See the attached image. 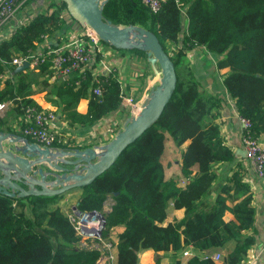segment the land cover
<instances>
[{"label": "trees", "instance_id": "1", "mask_svg": "<svg viewBox=\"0 0 264 264\" xmlns=\"http://www.w3.org/2000/svg\"><path fill=\"white\" fill-rule=\"evenodd\" d=\"M65 13V3L51 2L0 43V103L12 102L16 119L25 108L36 106L31 97L37 78H43L42 89L51 88L61 117L72 127L93 126L123 110V94L137 92L136 100L144 91L150 64L147 55L139 50L120 51L103 42L123 58L130 55L138 63L145 61L142 74L135 78L137 86L123 89L115 70L101 77L102 94L96 96L90 72L85 79L75 75L52 86L48 83L52 72L44 66L37 74L15 73L8 64L11 57L34 51L44 35L52 40L63 35L68 30ZM103 16L114 25H138L155 34L177 74L175 93L158 122L109 170L80 189L77 211L102 213L106 225L101 238L115 245L116 259L106 264H138L142 250L176 253L188 247L196 255L187 264H217L202 256L218 251L226 252L219 264L246 263L255 244V209L250 187L243 182L244 166L236 161L216 122L224 100L202 88V80L183 58L194 50L205 58L212 55L216 61L212 79L220 74L237 115L250 121L252 136L264 137V0H179V4L166 0L157 13L140 0H109ZM7 72L15 74L3 80ZM81 100L89 102L86 115L77 112ZM0 133L21 135L9 126L8 116H0ZM169 143L176 148L188 143L180 154V176L170 179L162 163ZM55 147L84 149L70 144ZM233 163L236 170L217 186V170ZM64 197L11 198L0 193V264L98 263L103 256L100 242L81 244L68 213L59 206ZM109 199L114 205L106 214ZM230 200L235 202L233 207L228 206ZM171 204L185 210L183 220L167 222ZM226 212L233 214V221L224 220Z\"/></svg>", "mask_w": 264, "mask_h": 264}, {"label": "water", "instance_id": "2", "mask_svg": "<svg viewBox=\"0 0 264 264\" xmlns=\"http://www.w3.org/2000/svg\"><path fill=\"white\" fill-rule=\"evenodd\" d=\"M61 1L70 18L81 28L93 31L103 43L120 51L144 52L156 68L157 84L146 96L141 111L130 116L103 146L71 151L49 149L22 135L0 133V193L11 198L54 197L91 185L158 122L177 87L175 65L155 34L138 25L119 26L106 20L103 9L109 0ZM26 68L27 65L19 67L15 72ZM241 156L245 158L246 152ZM102 219L105 226V217Z\"/></svg>", "mask_w": 264, "mask_h": 264}, {"label": "crops", "instance_id": "3", "mask_svg": "<svg viewBox=\"0 0 264 264\" xmlns=\"http://www.w3.org/2000/svg\"><path fill=\"white\" fill-rule=\"evenodd\" d=\"M30 1V3H26L25 7L20 10V12L17 14L16 18H14L2 31H0V43L5 39L13 35V33L17 30V28L23 24L26 23L27 20L30 18L32 19L35 15L39 14L42 12L44 9V0H27ZM28 20V21H29ZM67 21V28H68V34L66 36V32L63 35L58 36L57 38L60 39V43L56 40V45L60 44H65L68 43L69 41H66L67 38H69V34H84L85 29L81 28L76 22L72 21L70 17L66 19ZM76 31V32H75ZM73 36L71 35V39ZM43 47V44H40L37 46V50L41 49ZM111 49H108L105 47V51L107 52V60L110 62L111 66L113 67L114 70L118 72L120 75L121 82L123 83L124 81L122 80L125 78L122 74L124 73V70L126 69L125 67L130 64H135L137 65L138 61L135 58H132L130 55L126 56L125 58L121 57L119 53L114 54V52ZM208 58L213 59L214 65L216 63L215 58L212 55H208ZM207 57L205 58L204 54L200 50H194L193 52H189V58L192 59V63L194 66H201V76L205 77H210L209 76V70L205 69L206 66L208 65V59ZM131 67V66H130ZM134 67H132V71H135ZM156 68H154L151 64H149L148 68V77L146 81V85L144 88L143 93H141L140 97L137 98L136 100H144L146 96L149 94V92L152 90V88L157 84L156 80ZM205 69V70H204ZM137 70V69H136ZM159 70V69H158ZM39 69H32L30 68L28 71H24V73H39ZM227 70H224L221 72V74L226 73ZM16 73V72H15ZM53 74V73H52ZM12 74L10 72H7L6 79H8ZM133 75L129 72V77L128 79V86H137L138 82L135 81L132 77ZM45 78H48L47 75ZM43 78H37L36 82L33 83V90L35 91V94L31 97V99L36 103V105L44 110H50L55 112L57 115V121L55 124L54 131L57 132L60 137L63 140L62 144H70V146L75 145H83L84 149L86 148H91L95 146H103L107 144L111 139L107 138L104 141H101V138H105L103 133H105L107 130L106 124L111 123V121H115L116 119H119L121 117V111L126 110L128 113V117L130 116L129 109L123 105L122 109L119 110L115 113H113L110 117L103 119L99 123L93 125V126H79V127H72L68 123H66L63 118L61 117V110L60 106L54 101L56 100L55 96L50 93L51 88L46 87L42 89L41 86V81ZM61 78L59 76L57 77L56 75L54 76L51 75L48 78V83L49 85H54L58 84ZM66 79H68L66 77ZM211 79V78H210ZM214 82V83H213ZM211 85V92L217 93L219 96H221L224 100V104L222 105L221 110L219 111V115L217 118V123L220 125L221 128V133L222 136L226 142V144L233 150L235 153L236 161L237 162H242L244 166V170L242 171L243 173V182L247 184L250 187V195L252 197V205L255 209V244L253 247L249 250L248 252V260H252V258L256 257L258 264H264V179H259L255 176V174L252 171L251 166L248 165L247 161L245 160L246 158L242 157V152L245 151L244 147L242 145V133H243V128L242 125L239 122V118L236 112V108L234 105V102L229 98L228 93L226 89L224 88L222 84V79L220 74L215 77V79H211L209 81ZM124 84L122 85V88L126 90L124 87ZM127 86V88H128ZM136 90V89H134ZM126 96L133 97L134 92H126ZM133 95V96H132ZM134 98V97H133ZM88 100H81L77 106V112L81 115H86L88 112ZM13 108L10 107L7 110L4 111L2 114V117L8 116L9 120V126L12 127L17 132H20L22 134L21 130V125L19 124L20 118H15L14 114L12 113L11 109ZM126 120L123 121V124L125 123ZM108 140V141H107ZM31 143H35L32 140H29ZM261 141L264 142V137H261ZM170 145L168 150H166L165 154L162 157V163L164 164L166 169V176L168 179L170 178H176L180 176V154L181 151L184 150L188 143L183 145L181 148H176L172 144ZM167 145V147H168ZM174 148V149H173ZM167 149V148H166ZM83 150V149H81ZM170 152H173V156L169 158L168 154ZM168 153V154H167ZM177 154V155H176ZM170 162L172 169L170 172L167 170H170ZM228 171L225 174L224 180H221L220 172L222 169L227 168ZM236 163H233L231 165H225L221 166L217 170L218 174V181H217V186H220L226 180L230 178L232 173L236 170ZM175 176V177H174ZM219 182L221 184H219ZM65 197L64 199L59 202V206L62 208V210L66 211V205L68 203H73L74 206L76 207L77 205V200L79 199L81 195L80 189H74L71 190L65 194H63ZM235 204L234 201L230 200L228 201V206L233 207ZM65 207V209H64ZM73 207V208H75ZM106 207V206H105ZM72 208V209H73ZM185 217V210H176L173 208V205L171 204L168 208L167 211V222H174L176 221H181ZM224 220L226 222H230L234 220V216L230 212H226L224 216ZM119 231V230H118ZM117 232V231H115ZM115 234V233H114ZM94 246H97L95 244ZM232 245H230V248ZM186 250H191L193 253L194 250L191 249V247H188ZM184 251L181 252H176L174 253L173 251L169 252H163L160 254L155 253L152 250H142L139 252V261L138 264H155L157 259L159 261V264H176L178 261H180V264H187L189 257H185L183 255ZM195 253V252H194ZM214 253H220L222 257L225 255V251H218V252H213ZM116 255V251H115ZM108 259L106 258L105 254L103 253V256L101 259L98 261L97 264H106ZM219 264V263H217Z\"/></svg>", "mask_w": 264, "mask_h": 264}, {"label": "built area", "instance_id": "4", "mask_svg": "<svg viewBox=\"0 0 264 264\" xmlns=\"http://www.w3.org/2000/svg\"><path fill=\"white\" fill-rule=\"evenodd\" d=\"M140 1L143 5L147 6L152 13H157L166 0ZM26 2L27 0H0V31L16 18ZM51 2L57 4L59 0H51ZM176 2L179 4V0H176ZM52 11L53 8L50 9V12ZM64 17V19H67V17L69 18L70 16L68 13H65ZM28 20L27 22L31 21V18L29 21ZM42 39L43 47L41 49H35L26 55H15L11 57L8 64L14 67V72L17 68L26 65L27 68L24 71H28L30 68L40 70L44 66L49 72H52L54 76H59V78H70L75 75H81V78L85 79L87 73L90 72L93 75V82L97 85L93 91L94 94L96 96L102 94L101 77L108 76L115 70L107 60V52L105 51L102 41L93 31L85 29L84 34H78L68 43L60 45H56V40L50 39L48 35L42 36ZM39 45L40 44L37 46ZM99 57L100 59L98 60ZM24 71L20 72L24 73ZM6 75L1 76V78L6 80ZM80 83L81 81L78 80L76 82L77 86H79ZM144 102L145 99L136 101L133 97L124 94L122 96V105L129 109L130 116L137 115L141 111ZM12 106V102L5 101L0 103V116H2L5 110ZM238 118L243 128L241 140L246 152L245 160L248 165L251 166L255 176L259 179H264V142L261 141V138H256L251 135V123L249 120L239 116ZM56 121L57 115L55 112L41 109L36 105L24 109L23 116L20 117L19 121L21 124H19L21 125L23 136L30 138L42 148L57 149L55 146L57 144H62L63 140L60 135L54 131ZM182 185H184L183 182ZM110 211L111 208L103 212L107 214ZM68 216L82 244L86 245L88 241L100 242L103 253L108 261L111 263L115 261V245L101 238L102 232L105 229L102 213H81L73 208ZM183 255L185 257H191L196 255V253H192L191 250H186L183 252ZM202 258L205 260L211 259L216 263H220L222 255L220 253L205 254ZM244 264H258L257 258L253 257L252 260Z\"/></svg>", "mask_w": 264, "mask_h": 264}, {"label": "rangeland", "instance_id": "5", "mask_svg": "<svg viewBox=\"0 0 264 264\" xmlns=\"http://www.w3.org/2000/svg\"><path fill=\"white\" fill-rule=\"evenodd\" d=\"M20 1H23V0H20ZM32 1V0H31ZM51 0H44V10L43 11H45L46 10V8L48 7V5H50L51 3ZM26 3H30V1H27ZM25 3V4H26ZM27 5V4H26ZM25 6H23V8H24ZM68 32V31H67ZM66 32V36H67V33ZM76 32V31H75ZM80 34V33H79ZM71 35L73 36V37H75L76 35H78V34H76L75 36H74V34H69V38H67L66 39V41H69V40H71ZM108 51H110V50H108ZM110 52H114V51H110ZM114 54H117V53H115L114 52ZM207 61H208V65L206 66V70L208 69L209 70V76L210 77H205V76H201L200 75V72H201V66H194L193 65V63H192V59H190L189 58V53L187 54V56H185L184 58H183V62L186 64V65H188V66H190V67H192V69L195 71V74L196 75H198V78L199 79H201L202 80V88L204 89V90H206V91H209L210 89H211V85H210V83H209V81L212 79V75H214L215 74V72H214V62H213V59H211V58H208L207 57ZM131 66V68L132 67H134V68H136L137 70H135V71H130V67ZM146 66V63H145V61H142V63H137V65H135V64H130L129 65V67L128 66H126L125 68V70H124V73L122 74L125 78H123L122 80L124 81L123 83H125L124 84V87L126 88L127 86H128V81H130L129 79H128V77H129V72L133 75L132 77H133V79L135 80V81H137L135 78L137 77V76H139L140 74H142V71H143V68ZM158 68V67H157ZM159 69V68H158ZM204 69V70H205ZM13 74H15V73H12V75ZM211 78V79H210ZM213 79H215V78H213ZM214 83V82H213ZM131 93H132V91H131ZM134 94H136L137 95V92L135 93L134 92ZM136 95H132L133 97H135L136 98ZM122 113H121V117L119 118V119H116L115 121H111V123H108V124H106V126H107V130L108 131H106L105 133H103V135H104V137L105 138H101V141H104L105 139H112L115 135H116V133L119 131V130H121L122 128H123V126H124V124H123V121L124 120H127L129 117H128V113L124 110V111H121ZM126 122V121H125ZM108 141V140H107ZM174 149V148H173ZM168 154V153H167ZM177 155V154H176ZM168 156H169V158H171V156H173V152H170L169 154H168ZM172 164H171V162H170V170H167L168 172H170L171 171V169H172V166H171ZM228 171V167L227 168H224V169H222L221 170V172H220V176H221V180H220V182L222 181V180H224V178H225V174H226V172ZM175 177V176H174ZM219 182V184H221ZM112 204H113V201L111 200V199H109V201L107 202V204H106V208H105V210H104V212H106L109 208H111V206H112ZM66 211L65 212H67L68 214L70 213V212H72V208L73 207H75L74 206V204L73 203H71V201H70V203H68L66 206ZM65 207H64V209H65ZM114 233H116V232H114ZM114 233H113V236H112V239L111 240H114V237H115V235H114ZM105 241V240H104ZM82 244V243H81ZM87 244H91V245H95V244H97L96 242H92V241H88V242H86V245ZM82 245H84V244H82Z\"/></svg>", "mask_w": 264, "mask_h": 264}]
</instances>
